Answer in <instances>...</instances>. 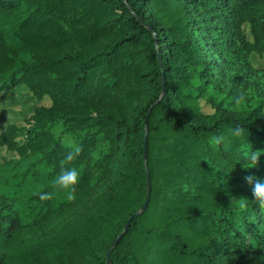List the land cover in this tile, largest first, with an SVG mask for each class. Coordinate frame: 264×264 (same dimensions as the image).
<instances>
[{
  "label": "trees",
  "instance_id": "16d2710c",
  "mask_svg": "<svg viewBox=\"0 0 264 264\" xmlns=\"http://www.w3.org/2000/svg\"><path fill=\"white\" fill-rule=\"evenodd\" d=\"M252 53L264 0H0V103L19 87L38 102L0 129V169L34 181L0 191V264H106L145 200L144 148L149 201L111 264H264Z\"/></svg>",
  "mask_w": 264,
  "mask_h": 264
},
{
  "label": "rangeland",
  "instance_id": "374dc122",
  "mask_svg": "<svg viewBox=\"0 0 264 264\" xmlns=\"http://www.w3.org/2000/svg\"><path fill=\"white\" fill-rule=\"evenodd\" d=\"M246 32L248 31L245 27ZM249 63L254 68H259L264 61V54L261 56L252 53L248 56ZM263 82V79H260ZM43 103L48 104L49 100L44 98ZM38 104L25 89L22 87L14 89L7 98L0 103V129L7 123L15 122L22 124V121ZM208 110V108H204ZM8 154L0 147V164ZM0 191H8L15 196L21 195L22 192L27 193V187L30 189L34 185V181L17 175V171L11 169H0ZM13 174V175H12Z\"/></svg>",
  "mask_w": 264,
  "mask_h": 264
},
{
  "label": "clouds",
  "instance_id": "9594fccd",
  "mask_svg": "<svg viewBox=\"0 0 264 264\" xmlns=\"http://www.w3.org/2000/svg\"><path fill=\"white\" fill-rule=\"evenodd\" d=\"M234 134L239 135V129H236ZM258 155L259 153L251 151V153L247 156V159L253 160L256 163ZM69 159H71V157H69ZM77 179H78L77 170L75 168H69L67 170H64L62 174L57 177L55 184L59 187V189L64 190L68 194V198L71 199L72 192L74 191V185ZM248 179L251 181L253 178L248 177ZM253 191H254L255 197L259 199V202L264 203V178H260L259 180L255 182ZM48 196H49V193H45V192L40 193L41 200L48 198Z\"/></svg>",
  "mask_w": 264,
  "mask_h": 264
},
{
  "label": "water",
  "instance_id": "95a60500",
  "mask_svg": "<svg viewBox=\"0 0 264 264\" xmlns=\"http://www.w3.org/2000/svg\"><path fill=\"white\" fill-rule=\"evenodd\" d=\"M147 132H148V126H147V123H145V142H146ZM143 159H144V170H145V173H146V196H145V200H144L143 204L141 205V207L139 208V210L135 211L131 216H129L127 218V220L125 221V223L123 225L122 231L116 236V238L111 242V244L107 248V250L105 252V263L106 264H111L110 263V253L113 250V248L116 246V244L118 243L120 238L127 231L128 226H129L132 218L134 216L139 215L140 213H142L145 210V208L147 206V203L149 201L150 191H151V183H150V174H149L148 167H147V156H146V149L145 148H144V152H143Z\"/></svg>",
  "mask_w": 264,
  "mask_h": 264
}]
</instances>
